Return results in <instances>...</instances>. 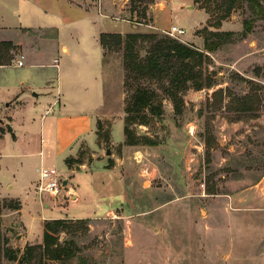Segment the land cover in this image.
Masks as SVG:
<instances>
[{
  "label": "rangeland",
  "instance_id": "obj_1",
  "mask_svg": "<svg viewBox=\"0 0 264 264\" xmlns=\"http://www.w3.org/2000/svg\"><path fill=\"white\" fill-rule=\"evenodd\" d=\"M4 3L0 0L1 12ZM79 3L106 14L109 28L134 24L132 32L168 35L170 27L154 24L155 8L162 7L163 25L184 27L182 42L202 51L206 29L234 36L216 51H205L209 59L197 70L212 86L182 92L178 112L163 90L167 81L145 77L127 82L123 51L107 50L105 64L120 63L108 74L104 110L112 119L101 121L93 140L75 145L66 166L47 165L61 174L57 195L38 193L39 180L24 194L9 187L22 171L21 162L31 171L40 157L31 155L28 165L18 157L8 101L0 99V137L10 133L0 150L17 154L0 158V264H19L7 259L4 250L10 247L21 255L26 246L42 244V224L57 218L86 221L60 233L61 241L76 242L77 255L65 264H264V212L234 207L229 200V194L264 174V19H256L240 38L244 21L253 17L247 0H236L229 12L227 0ZM149 46L146 40L137 43L141 56ZM21 52L15 51L16 61ZM19 71L6 69V84L18 85ZM137 87L155 91L154 103L162 113L141 112L130 123L140 142L129 145L123 128ZM145 137L155 144H145ZM28 264L60 263L36 257Z\"/></svg>",
  "mask_w": 264,
  "mask_h": 264
},
{
  "label": "crops",
  "instance_id": "obj_2",
  "mask_svg": "<svg viewBox=\"0 0 264 264\" xmlns=\"http://www.w3.org/2000/svg\"><path fill=\"white\" fill-rule=\"evenodd\" d=\"M96 11L79 0H5L3 14L0 8V42L11 43L0 45V99L8 101L6 115L18 157H25L27 165L31 155L40 157V164L31 171L21 162L20 175L15 174V184L9 185L15 194L26 193L39 180L41 168H56L48 164L66 166L65 159L75 145L93 140L98 122L112 119V113L104 110L108 74L120 69V63L105 64L100 35L130 33L136 25L125 30L109 28L108 16ZM162 11V7L155 8V27L171 28L173 25L164 26L159 20ZM17 49L22 52L16 61ZM21 56L24 65L18 66ZM8 68L20 70L18 85L6 84ZM113 123L114 118L112 127ZM9 134L0 137V143L6 145ZM13 155L17 154L0 150V158L13 159ZM229 200L234 207L264 212V174L229 194Z\"/></svg>",
  "mask_w": 264,
  "mask_h": 264
},
{
  "label": "trees",
  "instance_id": "obj_3",
  "mask_svg": "<svg viewBox=\"0 0 264 264\" xmlns=\"http://www.w3.org/2000/svg\"><path fill=\"white\" fill-rule=\"evenodd\" d=\"M247 1L250 4L253 17L251 20L244 21V28L240 33V38L246 37L252 29V23L256 19H264V7L261 4V0ZM227 2V11L229 12L234 7L236 0H227ZM206 30L203 51L197 49L194 45L186 44L176 38L160 35L155 32H130L125 35L103 32L100 35V41L105 49V56L107 50L123 51L124 66L128 72L127 82L130 78L139 79L145 77L167 81V84L163 86V90L173 101L175 109L178 112L181 110L183 103L182 92L186 91L189 87L199 90L205 85L207 87L212 86L210 80H204L202 71L197 70L206 59H209V55L205 51L214 52L233 40V32ZM145 40L150 42V46L147 54L141 56L137 43ZM2 44L11 46V43L8 42H0V45ZM155 96V91L144 87H137L133 93L126 107L128 115L125 119L124 134L127 144L136 145L140 142L139 137H136L130 128V123L141 116V112L149 110L154 115H161V107L154 103ZM100 127H102L101 121L98 122V128L100 129ZM144 139L145 144H155L148 137ZM10 207L14 209L18 208L17 205H10ZM84 222H86L85 219L75 221L64 218L45 220L43 223L42 244L26 246L21 255L10 247H7L4 250V255L11 261H18L19 264H28L36 257H39L40 260L65 264L77 255L75 250L76 242L73 239L61 241L60 233L66 228Z\"/></svg>",
  "mask_w": 264,
  "mask_h": 264
},
{
  "label": "built area",
  "instance_id": "obj_4",
  "mask_svg": "<svg viewBox=\"0 0 264 264\" xmlns=\"http://www.w3.org/2000/svg\"><path fill=\"white\" fill-rule=\"evenodd\" d=\"M187 33L184 27L173 25L167 34L173 38L183 41L182 37ZM184 42V41H183ZM24 56L18 60V66L24 65ZM62 179L60 172L54 167H43L40 170L39 183L37 184V190L40 194L57 195L62 187Z\"/></svg>",
  "mask_w": 264,
  "mask_h": 264
},
{
  "label": "water",
  "instance_id": "obj_5",
  "mask_svg": "<svg viewBox=\"0 0 264 264\" xmlns=\"http://www.w3.org/2000/svg\"><path fill=\"white\" fill-rule=\"evenodd\" d=\"M34 95H36V96H37V94H36V93H34ZM107 153H108V154H111V150H110V149H108V150H107ZM66 183H67V182H66V181H64V184H66Z\"/></svg>",
  "mask_w": 264,
  "mask_h": 264
}]
</instances>
